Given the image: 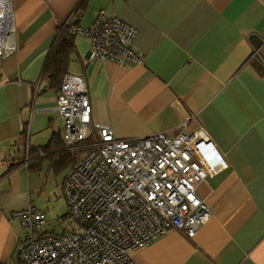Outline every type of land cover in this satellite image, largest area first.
<instances>
[{
  "label": "crops",
  "instance_id": "crops-1",
  "mask_svg": "<svg viewBox=\"0 0 264 264\" xmlns=\"http://www.w3.org/2000/svg\"><path fill=\"white\" fill-rule=\"evenodd\" d=\"M74 8L81 14L70 20L82 27L99 10L134 26L131 45L142 54L139 63L96 62L74 37L64 74L86 81L91 121L134 139L175 132L192 115L189 127L204 129L226 164L197 185L210 215L194 235L168 229L133 250V263L264 264V0H7L16 49L0 68V264H16L24 232L11 210L32 202L42 232L62 230V182L74 159L61 142L60 84L43 70Z\"/></svg>",
  "mask_w": 264,
  "mask_h": 264
},
{
  "label": "built area",
  "instance_id": "built-area-1",
  "mask_svg": "<svg viewBox=\"0 0 264 264\" xmlns=\"http://www.w3.org/2000/svg\"><path fill=\"white\" fill-rule=\"evenodd\" d=\"M7 0H0V68L16 49L15 34L5 23ZM74 8L71 16H80ZM71 33L85 38L96 62L139 63L132 48L136 29L115 14L99 10L87 27L72 24ZM258 55V48H251ZM56 109L63 120L65 149L85 152L62 182L67 214L60 233H44L43 213L31 202L11 210L10 221L24 229L14 246L16 264H133L131 252L173 229L192 237L210 215L197 193L198 183L219 173L225 164L214 153L207 133L196 127L134 139L114 136L109 125L94 123L86 81L64 74ZM82 149V148H81Z\"/></svg>",
  "mask_w": 264,
  "mask_h": 264
},
{
  "label": "trees",
  "instance_id": "trees-1",
  "mask_svg": "<svg viewBox=\"0 0 264 264\" xmlns=\"http://www.w3.org/2000/svg\"><path fill=\"white\" fill-rule=\"evenodd\" d=\"M72 24H74V22L66 24L60 23L58 25L56 38L45 62L43 72L46 76H48L53 85L60 84L61 77L65 73L70 54L74 49L73 39L75 36L71 33ZM61 142H63V140ZM81 148H79V150ZM64 151L68 155H72L71 157L75 160L73 152H70L68 149H64Z\"/></svg>",
  "mask_w": 264,
  "mask_h": 264
},
{
  "label": "rangeland",
  "instance_id": "rangeland-1",
  "mask_svg": "<svg viewBox=\"0 0 264 264\" xmlns=\"http://www.w3.org/2000/svg\"><path fill=\"white\" fill-rule=\"evenodd\" d=\"M89 53H90V50H89ZM90 102V101H89ZM91 118V117H90ZM192 118L186 123V126H185V133L186 134H189L188 132H190V131H192L194 128H196V127H194V128H190L189 127V125H190V122H192ZM110 126V125H109ZM112 128V127H111ZM179 128H180V126L178 125L177 127H176V129H175V133L179 130ZM204 130V129H203ZM112 131H113V129H112ZM205 131V130H204ZM113 134H114V132H113ZM208 135V134H207ZM115 136V135H114ZM212 141V140H211ZM213 143V142H212ZM213 148H214V153L217 155V157L218 158H220L222 161H223V158H222V155L218 152V150L216 149V147H215V145L213 144ZM85 152V149L84 148H82V149H80L79 151H77V152H75V153H73V155H74V158L76 157V155H81V154H83ZM76 160V159H75ZM74 160V161H75ZM223 163L225 164V162L223 161ZM226 168V164H225V167L222 169V170H224ZM221 170V171H222ZM220 171V172H221ZM205 179V178H204ZM203 180V179H202ZM64 198V197H63ZM32 203V202H31ZM33 204V203H32ZM26 205V204H25ZM24 205V206H25ZM34 205V204H33ZM67 205V204H66ZM35 206V205H34ZM21 208V207H20ZM37 208V207H36ZM18 209V208H17ZM38 209V208H37ZM67 214V212L65 213V215ZM61 215V214H60ZM60 215H58V216H60ZM65 215L60 219V225H61V229H62V219L65 217ZM59 222L56 220V217H54V220H52L51 221V223H50V225H53V223L54 224H56V229L58 230L59 228H60V226H59ZM44 224V223H43ZM203 224V223H202ZM43 226V225H42ZM185 236V235H184ZM185 237H187V238H189L188 236H185ZM191 238V237H190ZM152 241V240H151ZM15 246V245H14Z\"/></svg>",
  "mask_w": 264,
  "mask_h": 264
},
{
  "label": "bare ground",
  "instance_id": "bare-ground-1",
  "mask_svg": "<svg viewBox=\"0 0 264 264\" xmlns=\"http://www.w3.org/2000/svg\"><path fill=\"white\" fill-rule=\"evenodd\" d=\"M68 18H69V17H68ZM68 18H67V19H68ZM67 19H66V20H67ZM66 20H65V21H66ZM65 21H63V22H61V23H64ZM61 80H62V79H61ZM133 264H134V263H133Z\"/></svg>",
  "mask_w": 264,
  "mask_h": 264
}]
</instances>
